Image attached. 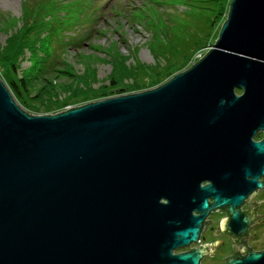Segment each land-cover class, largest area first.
I'll list each match as a JSON object with an SVG mask.
<instances>
[{
    "label": "water",
    "instance_id": "1",
    "mask_svg": "<svg viewBox=\"0 0 264 264\" xmlns=\"http://www.w3.org/2000/svg\"><path fill=\"white\" fill-rule=\"evenodd\" d=\"M258 130L264 0H231L210 50L144 92L32 115L0 78V264H198L222 241L172 251L210 210L226 212L213 236L242 244L223 264H264L242 242L264 201L239 212L264 188Z\"/></svg>",
    "mask_w": 264,
    "mask_h": 264
},
{
    "label": "rangeland",
    "instance_id": "2",
    "mask_svg": "<svg viewBox=\"0 0 264 264\" xmlns=\"http://www.w3.org/2000/svg\"><path fill=\"white\" fill-rule=\"evenodd\" d=\"M189 1L0 0V17L4 15L3 19L8 17L11 20L12 18L18 23L21 15H29L30 11H35L30 15L32 18L48 16L46 19H51L48 26L49 28L51 26L52 46L63 45L68 49L64 58L73 67V72L77 76L85 77L94 72L95 79H90V82L93 88H97L101 85H109L108 78L114 67L112 59L114 50L120 57L128 58L127 65H135V61L137 64L148 67L156 64L158 68L167 65L177 67L185 64L189 59L184 70L186 71L199 61L214 44L223 24V22L220 23V28H218L219 24L214 29L210 28L208 21L210 11L205 12V9L210 6L219 9L222 1L219 0L217 5L202 4L200 2L202 0ZM144 4L148 7H144ZM137 6L147 9V13L157 12L161 15L156 17L146 14L154 22L151 31L140 23L129 20V14L137 10L127 9ZM38 9H46V11L36 13ZM18 26L20 23L17 24ZM5 28L12 31V28L2 24L0 19V46L4 45L8 37ZM103 31L106 32L103 33ZM210 42L212 43L209 45ZM76 43L79 47H74ZM201 46L203 48L196 52ZM98 47L111 50L112 54L110 53L109 56L106 52L98 51L96 49ZM134 49L137 50L136 59L131 57ZM28 66V60L23 59L21 69H26ZM129 80L140 81L143 77L134 74ZM167 80L169 81L170 78ZM130 81H124V83ZM55 83L68 85L70 80L56 79ZM144 91L146 90L137 93ZM58 95L61 99L62 95L60 93Z\"/></svg>",
    "mask_w": 264,
    "mask_h": 264
},
{
    "label": "trees",
    "instance_id": "3",
    "mask_svg": "<svg viewBox=\"0 0 264 264\" xmlns=\"http://www.w3.org/2000/svg\"><path fill=\"white\" fill-rule=\"evenodd\" d=\"M221 1V8L215 9L210 6L205 9V12L210 11L208 21L212 29L218 24V28H220V23L225 21L229 9L231 0ZM200 2L217 5L219 0H202ZM156 4L159 5V3ZM144 7H148V5L144 4ZM144 7L137 6L127 9L137 10V12L129 14V20L140 23L151 31L154 22L148 17H160L161 15L157 12L147 13V9ZM42 10L43 12L46 11V9H38L36 13ZM34 12L30 11L29 15L22 14L18 23L12 18L11 20L8 17L3 19L4 15L0 17L2 24L12 28V31L5 28L8 37L4 45L0 46V78L26 113L34 115L58 114L91 102L154 89L168 81L167 79H171L176 73L179 74L180 71H184L189 62L187 59L185 64L181 66L167 65L163 68H158L157 64L152 67L143 66L135 61V65H127L128 58L120 57L115 53L116 50L112 54L111 50L98 47L96 48L98 51L106 52L109 56L110 53L112 54L114 67L108 78L109 85L93 88L90 79H95L94 72L85 77L77 76L73 72V67L64 58L68 49L64 48L63 45L52 46L51 26L50 28L48 26L51 19H46L48 17L46 15L42 18H35V16L32 18L30 15ZM19 23L20 26L17 27ZM105 32L103 31V33ZM203 46L197 48L196 52ZM74 47H79V44H74ZM136 53L137 50L134 49L131 53L133 59H136ZM23 59L29 62L26 69H21ZM134 74L139 77L141 75L143 80L130 81L129 79H132ZM56 79H67L70 80V83L68 85H56ZM124 81L130 82L124 83ZM59 93L62 95L61 99Z\"/></svg>",
    "mask_w": 264,
    "mask_h": 264
},
{
    "label": "flooded vegetation",
    "instance_id": "4",
    "mask_svg": "<svg viewBox=\"0 0 264 264\" xmlns=\"http://www.w3.org/2000/svg\"><path fill=\"white\" fill-rule=\"evenodd\" d=\"M241 92H236V95H241ZM264 140V130H258L254 136L252 137V142L259 143ZM264 168V164L262 166ZM252 178H248V180H251ZM262 177L259 176L257 178V182H262ZM210 185L209 181H202L199 185V188H202L204 186ZM253 202L256 205L260 201H264V188L260 190L259 188H256L255 190H252L248 195L247 198L243 199L244 204H242L239 207V212H247L252 210L253 204H250L249 198L254 194ZM207 203L209 205L213 204L214 199L208 198L206 199ZM161 203H166L167 201L161 199ZM200 213H197L196 211H192V216L197 217ZM261 217L260 219H255L253 223H251L248 227L250 228L247 231V235L245 238H243L242 242H244L246 248L250 249L253 253L263 252L264 251V203H260V206L257 207V210L255 211V217ZM226 218V212L221 211L217 212L216 210L209 211V215L205 217L203 222L211 221L210 224L206 226L205 231L202 232L203 225L199 229V235L196 242L190 241L188 245H184L183 247H178L172 251V254H182V253H191V250L198 248L203 245H211L212 242L221 240L222 244H219L214 252L208 253L204 256H201V258L198 261V264H223V260L226 258H230L233 256V247H242V244L240 243H232L231 239H229L230 234H219L216 236H213V232H215V229L219 227V222L221 219ZM258 224V225H257ZM256 225V226H255ZM255 226V227H254ZM253 227V228H251ZM247 255L246 252L243 253H236V256H239L240 258H244Z\"/></svg>",
    "mask_w": 264,
    "mask_h": 264
}]
</instances>
